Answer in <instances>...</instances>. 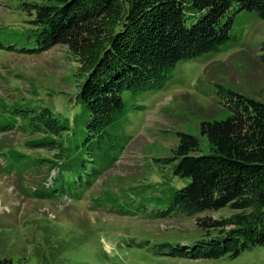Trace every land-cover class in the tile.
I'll return each instance as SVG.
<instances>
[{
  "label": "rangeland",
  "instance_id": "obj_1",
  "mask_svg": "<svg viewBox=\"0 0 264 264\" xmlns=\"http://www.w3.org/2000/svg\"><path fill=\"white\" fill-rule=\"evenodd\" d=\"M44 0H0V259L11 264H264V248L236 259L174 256L176 246L206 239L199 218L232 215L225 206L192 217L173 208L189 178L172 171L178 132L212 146L200 123L231 117L227 90L264 101V19L233 9L230 37L218 49L178 62L159 90L122 91L123 110L88 156L81 150L62 162L63 187L50 199L33 191L52 187L57 150L35 149L30 121L51 109L67 127L63 145H80L86 115L77 95L85 73L66 45L36 47L29 6ZM198 15L189 18L195 23ZM25 50V51H23ZM83 154L84 160L80 159ZM50 162V161H49ZM60 169V167H59ZM53 183V184H52Z\"/></svg>",
  "mask_w": 264,
  "mask_h": 264
},
{
  "label": "trees",
  "instance_id": "obj_2",
  "mask_svg": "<svg viewBox=\"0 0 264 264\" xmlns=\"http://www.w3.org/2000/svg\"><path fill=\"white\" fill-rule=\"evenodd\" d=\"M24 5L37 41L28 52L66 45L86 74L76 99L87 122L80 145H63L67 125L51 109L38 111L30 121L38 135L26 145L57 150L53 159H39L58 170L52 187L33 191L38 199H50L57 186L63 187L61 172L69 167L62 162L65 157L81 150L93 154L123 110V90H159L179 61L218 49L230 37L233 15L224 21L230 9L233 14L256 11L264 19V0H44ZM260 57L264 63V46ZM227 93L231 117L199 126L211 152L195 153L198 137L178 132L174 157L165 160L179 158L172 173L190 180L174 195L173 208L192 217L228 206L232 215L199 218L207 238L173 247L174 256L233 260L253 247L264 248V101L232 89ZM78 157L84 160L82 153ZM0 264L11 263L0 259Z\"/></svg>",
  "mask_w": 264,
  "mask_h": 264
}]
</instances>
